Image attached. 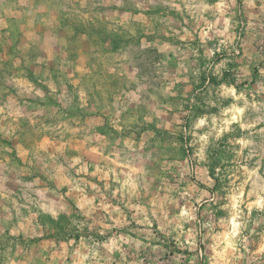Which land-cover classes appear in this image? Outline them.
Segmentation results:
<instances>
[{"label": "rangeland", "instance_id": "obj_1", "mask_svg": "<svg viewBox=\"0 0 264 264\" xmlns=\"http://www.w3.org/2000/svg\"><path fill=\"white\" fill-rule=\"evenodd\" d=\"M0 264H264V0H0Z\"/></svg>", "mask_w": 264, "mask_h": 264}]
</instances>
